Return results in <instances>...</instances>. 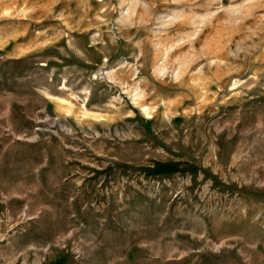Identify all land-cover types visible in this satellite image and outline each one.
<instances>
[{
  "label": "rangeland",
  "instance_id": "1",
  "mask_svg": "<svg viewBox=\"0 0 264 264\" xmlns=\"http://www.w3.org/2000/svg\"><path fill=\"white\" fill-rule=\"evenodd\" d=\"M0 264H264V0H0Z\"/></svg>",
  "mask_w": 264,
  "mask_h": 264
}]
</instances>
